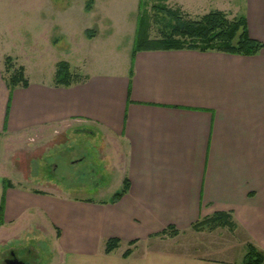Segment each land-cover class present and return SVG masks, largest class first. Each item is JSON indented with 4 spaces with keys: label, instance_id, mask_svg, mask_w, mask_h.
Listing matches in <instances>:
<instances>
[{
    "label": "crops",
    "instance_id": "obj_1",
    "mask_svg": "<svg viewBox=\"0 0 264 264\" xmlns=\"http://www.w3.org/2000/svg\"><path fill=\"white\" fill-rule=\"evenodd\" d=\"M247 12L248 35L264 44V0L247 2ZM133 38L134 32L129 45L115 46L116 54H126L122 60L95 70L85 71L84 59L75 58L74 68L65 61L80 77L70 86L55 85L53 70L47 80L24 75L27 86L10 91L2 61L0 135L90 123L107 139L106 156L115 155L120 174L113 187H96L92 198L68 195L50 182L55 193L12 183L4 188L0 173V230L8 223L58 230L52 264H243L139 250L168 226L186 231L227 211L264 253V47L254 56L192 49L133 53ZM125 178L127 191L110 202ZM109 238L120 243L106 254ZM131 241L136 249L127 257L116 252L122 244L131 248Z\"/></svg>",
    "mask_w": 264,
    "mask_h": 264
},
{
    "label": "rangeland",
    "instance_id": "obj_2",
    "mask_svg": "<svg viewBox=\"0 0 264 264\" xmlns=\"http://www.w3.org/2000/svg\"><path fill=\"white\" fill-rule=\"evenodd\" d=\"M84 1L0 0L3 70L9 66L22 67L28 79L47 80L57 61H67L74 68L75 58L84 59V63H79L85 71H90L122 60L126 54H116L115 46L129 45L134 32V24L131 28L130 22L134 23L136 14L130 12L138 0H94L88 12L84 10ZM247 2L250 0H140L136 18L140 12L147 15L149 38L156 39L166 35L172 24L161 6L191 19L211 10H220L232 19L247 16ZM108 147L99 127L76 121L44 129L39 134L0 135V173L12 184L42 193H55L47 185L50 182L60 185L59 189L68 195L93 198L91 192L96 187H113L120 174L113 165L118 161L115 155L106 156ZM42 227L36 231L24 224L8 223L5 230L13 233L9 237L0 230V264H4L8 250L28 258L30 264L56 261L54 234L58 230ZM247 242V236L238 229L230 232L226 228L205 226L198 231L189 228L173 237L152 238L140 244L139 250H167L238 263L246 252ZM128 248L122 244L116 252Z\"/></svg>",
    "mask_w": 264,
    "mask_h": 264
},
{
    "label": "trees",
    "instance_id": "obj_3",
    "mask_svg": "<svg viewBox=\"0 0 264 264\" xmlns=\"http://www.w3.org/2000/svg\"><path fill=\"white\" fill-rule=\"evenodd\" d=\"M93 0L84 1V10L91 11ZM140 8V7H139ZM166 16L172 20L170 30L166 35L160 38L151 39L148 35L149 21L144 12H140L136 18L134 38H133V53L140 50H170V49H192L200 52L214 51L242 56L257 55L264 44L261 41L252 39L248 35L245 18L233 17L228 19L225 13L220 10H211L197 19H191L175 10L167 9L165 6L160 7ZM91 36V35H90ZM7 61V59H5ZM4 73L8 77L4 78V82L8 90L14 89L16 86H27V80L23 74V68L17 67L12 69L8 67L4 69ZM80 81L77 74L69 71V65L65 61H59L55 64L54 69V84L61 86H70ZM3 187L6 188L11 183L3 179ZM128 188V181L125 178L122 183V188L110 198V202H116ZM2 221V212L0 210V225ZM207 226L210 229L226 228L230 232L237 229L231 212L217 211L212 215L202 218L194 222L190 228L194 231ZM179 231L173 226H168L163 231L154 234L150 237H173ZM57 231V236H58ZM120 241L116 238H109L104 243V253L109 254L119 246ZM135 241L128 243L131 246ZM131 253L128 248L122 254L127 257ZM243 264H264V253L258 250L250 242L246 244V252L242 258Z\"/></svg>",
    "mask_w": 264,
    "mask_h": 264
},
{
    "label": "flooded vegetation",
    "instance_id": "obj_4",
    "mask_svg": "<svg viewBox=\"0 0 264 264\" xmlns=\"http://www.w3.org/2000/svg\"><path fill=\"white\" fill-rule=\"evenodd\" d=\"M8 253H9V251L6 252L4 259H7V258L13 259V263H15V264H30L28 258L19 256L17 254V252H13L11 255H9Z\"/></svg>",
    "mask_w": 264,
    "mask_h": 264
},
{
    "label": "water",
    "instance_id": "obj_5",
    "mask_svg": "<svg viewBox=\"0 0 264 264\" xmlns=\"http://www.w3.org/2000/svg\"><path fill=\"white\" fill-rule=\"evenodd\" d=\"M14 252V251H13ZM12 251H9V255H11L12 253H13ZM3 263L4 264H15V263H13V259H9V258H7V259H4L3 260Z\"/></svg>",
    "mask_w": 264,
    "mask_h": 264
}]
</instances>
